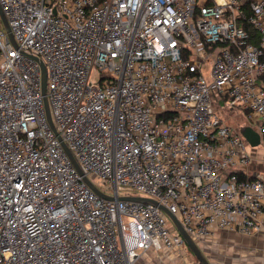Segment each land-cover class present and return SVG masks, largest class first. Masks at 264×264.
Masks as SVG:
<instances>
[{"label":"built area","instance_id":"built-area-1","mask_svg":"<svg viewBox=\"0 0 264 264\" xmlns=\"http://www.w3.org/2000/svg\"><path fill=\"white\" fill-rule=\"evenodd\" d=\"M0 5L17 43L0 18V264H141L164 250L192 264L160 206L198 245L260 231L264 179L214 96L264 145V0Z\"/></svg>","mask_w":264,"mask_h":264},{"label":"crops","instance_id":"crops-1","mask_svg":"<svg viewBox=\"0 0 264 264\" xmlns=\"http://www.w3.org/2000/svg\"><path fill=\"white\" fill-rule=\"evenodd\" d=\"M249 152L252 161L248 175L254 179H264V153H259L256 148ZM199 246L212 264H264V216L260 231L253 236H245L237 231H216L204 237ZM179 256L165 250L148 255L151 264H183Z\"/></svg>","mask_w":264,"mask_h":264},{"label":"water","instance_id":"water-1","mask_svg":"<svg viewBox=\"0 0 264 264\" xmlns=\"http://www.w3.org/2000/svg\"><path fill=\"white\" fill-rule=\"evenodd\" d=\"M0 18L3 22L4 28L7 31V33L9 34L10 40L12 42V44L16 47L17 43L13 37V34L11 32V28L10 25L7 21V18L2 10V7L0 5ZM35 58L42 67V77H43V87H42V91L43 94L45 95V108H46V114H47V118L49 123L53 126V122H52V118H51V113H50V108H49V104H48V99L46 97V79H47V72H46V68L44 66V64L42 63V61L37 58V57H33ZM240 134L244 137V139L249 143V145L252 148H256L258 146H260L261 144V136L258 133V131H256L253 127H251L250 125H246L240 128L239 130ZM65 149L67 151V153L69 154V156L71 157V159L73 160V162L75 163L76 167L79 170V167L77 165V162L75 161L72 153L70 152V150L67 148V146H65ZM80 171V170H79ZM85 182L88 184V186L99 196L106 198V199H112L111 197H108L106 195H104L88 178L85 177ZM121 199L123 200H132V201H138V202H143V203H150L153 205H159L157 201L153 200V199H149V198H144V197H121ZM160 206V205H159ZM160 208L171 218V220L173 221V223L175 224V226L177 227V229L179 230L181 236L183 237L185 244L188 246V248L190 249V251L193 253V255L195 256V258L198 260L199 264H212L210 259L208 258V256L203 252V250L201 249V247L194 241V239L185 231V229L183 228V226L180 224V222L178 221V219L171 214L165 207L160 206Z\"/></svg>","mask_w":264,"mask_h":264},{"label":"rangeland","instance_id":"rangeland-1","mask_svg":"<svg viewBox=\"0 0 264 264\" xmlns=\"http://www.w3.org/2000/svg\"><path fill=\"white\" fill-rule=\"evenodd\" d=\"M214 108L215 110L219 113V115L225 120V122L231 126L234 129H239L243 126H248V125H252L246 116V113L242 110L239 109H234L230 106V102L228 99H222V98H218L216 96H214ZM249 150H252L253 148H251L250 146H248ZM257 151L259 153H264V145L261 144L260 146L256 147ZM94 182H96L97 185H99L98 183V179L97 178H92ZM121 194L127 195V194H131L133 196H140V197H149V195L136 191V190H128V191H121ZM184 252L187 255L188 260L192 263V264H199L198 260L195 258V256L193 255V253L190 251V249L188 248L187 245L184 246ZM149 257H145L143 260H141L140 262L142 264H151L152 260ZM189 262V263H190Z\"/></svg>","mask_w":264,"mask_h":264},{"label":"trees","instance_id":"trees-1","mask_svg":"<svg viewBox=\"0 0 264 264\" xmlns=\"http://www.w3.org/2000/svg\"><path fill=\"white\" fill-rule=\"evenodd\" d=\"M246 29H247L249 32H251L253 35H255V31H254L252 28L246 26ZM255 36H256V35H255ZM254 42H255V41H254Z\"/></svg>","mask_w":264,"mask_h":264}]
</instances>
